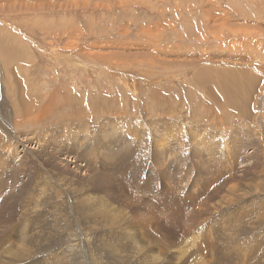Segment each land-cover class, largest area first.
I'll return each mask as SVG.
<instances>
[{
  "label": "rangeland",
  "instance_id": "obj_1",
  "mask_svg": "<svg viewBox=\"0 0 264 264\" xmlns=\"http://www.w3.org/2000/svg\"><path fill=\"white\" fill-rule=\"evenodd\" d=\"M26 2L0 0V264H264V0Z\"/></svg>",
  "mask_w": 264,
  "mask_h": 264
},
{
  "label": "clouds",
  "instance_id": "obj_2",
  "mask_svg": "<svg viewBox=\"0 0 264 264\" xmlns=\"http://www.w3.org/2000/svg\"><path fill=\"white\" fill-rule=\"evenodd\" d=\"M173 172V171H172ZM178 173V172H177ZM174 174H175V172H174ZM179 175V174H178ZM179 178V177H178ZM159 180V179H158ZM160 181V180H159ZM177 184H178V182H177ZM134 193V192H133ZM135 194H138V195H141V193H135ZM147 195H149V194H147ZM151 198L154 196V195H149ZM146 231H148L147 229L145 230V232ZM144 232V233H145ZM201 242L202 244H205V245H208L209 244V241L208 240H206V239H202V240H199V239H197V237H195V239H194V243H196V242ZM190 246H192V244L190 245ZM184 249H186V248H184ZM196 251V249H195V247L190 251V252H188L187 253V256H186V258L188 257V256H190V255H193L194 254V252ZM173 258H176V256H174ZM184 259V262H177L176 260H172L173 262H156V258H153V262H151L152 264H190L191 262H186L187 261V259Z\"/></svg>",
  "mask_w": 264,
  "mask_h": 264
},
{
  "label": "bare ground",
  "instance_id": "obj_3",
  "mask_svg": "<svg viewBox=\"0 0 264 264\" xmlns=\"http://www.w3.org/2000/svg\"><path fill=\"white\" fill-rule=\"evenodd\" d=\"M4 1H7V0H4ZM11 1H12V0H11ZM22 1H24V0H22ZM37 1H38L39 3H38ZM8 2H9V1H8ZM27 2H36V3H38V5H39L40 3H42V0H31V1H30V0H27ZM27 2H26V3H27ZM49 2H50V1H49ZM23 3H24V2H23ZM31 5H32V4H31ZM10 6H12V5H10ZM60 29H61V28H60ZM224 81H225V80H224ZM227 85H228V84H227ZM239 92H240V90H239ZM240 93H242V92H240ZM236 94H237V93H236ZM231 98H233V99H231ZM199 101H200V100H199ZM228 101H231V102L233 103V102L235 101V98L232 96V97H230V99H228ZM228 101H227V102H228ZM239 101H240V100H239ZM241 101H243V100H241ZM236 103H237V102H236ZM34 119H35V118H34ZM35 120H36V119H35ZM23 152H24V151H23ZM262 154H263V153H262ZM3 202H4V201H3ZM1 203H2V202H1ZM35 205H36V204H35ZM3 206H4V205H3ZM51 216H52V215H51ZM13 220H14V219H13ZM67 221H68V220H67ZM4 222H5V221H3V223H4ZM58 223H59V222H58ZM69 223H70V222H69ZM71 225H72V224H71ZM2 226H3V225H2ZM74 226H75V225H74ZM77 226H78V225H77ZM4 231H5V230H4ZM2 232H3V231H2ZM60 233H61V232H60ZM60 235H61V234H60ZM41 237H42V236H40V239H41ZM16 239H17V238H16ZM12 241H13V240H12ZM36 241H37V240H36ZM38 241H39V240H38ZM32 242H33V241H32ZM32 242H31V243H32ZM40 242H41V240H40ZM46 242L48 243V241H46ZM62 242H63V241H62ZM37 243H38V242H37ZM63 243H64V242H63ZM65 243H66V242H65ZM11 244H12V243H11ZM55 244H56V242H55ZM35 245H36V244H35ZM37 245H38V244H37ZM39 245H40V244H39ZM42 245H44V244H42ZM42 245H40V247H41ZM45 245H46V244H45ZM48 245H50V244L48 243ZM9 246H10V245H9ZM34 247H35V246H34ZM70 247H71V246H70ZM30 248H31V247H30ZM21 249H22V248H21ZM71 249H72V248H71ZM30 250H32V249H30ZM36 250H38V249H36ZM6 251H7V250H6ZM9 251H10V250H9ZM17 251H20V250H17ZM24 251H25V250L23 249V252H22V253H24ZM27 251H28V250H27ZM27 251H26V252H27ZM10 252H11V251H10ZM38 252H39V251H38ZM17 253H19V252H17ZM27 254H28V253H27ZM30 254H31V253H30ZM30 254H29V255H30ZM32 254H34V253H32ZM66 254H67V253H66ZM10 255H11V254H10ZM12 255H13V254H12ZM12 255H11V256H12ZM20 255H21V254H20ZM25 255H26V254H25ZM29 255H28V256H29ZM72 256H73V255H72ZM74 256H75V255H74ZM3 257H4V256H3ZM6 257H7V256H6ZM14 257H16V256H14ZM22 257H23V255H22ZM66 257H67V256H66ZM68 257H69V256H68ZM75 257H76V256H75ZM75 257H74V258H75ZM8 258H9V257H8ZM24 258H25V257H24ZM24 258H23V259H24ZM27 258H28V257H27ZM30 258H31V257H30ZM64 258H65V257H64ZM13 259H15V258H13ZM25 259H26V258H25ZM67 259H68V258H67ZM72 259H73V258H72ZM72 259H71V260H72ZM62 260H63V259H62ZM69 260H70V259H69ZM69 260H68V261H69ZM71 260H70V261H71ZM75 260H76V259H75ZM19 261H21V260H19ZM63 261H64V260H63ZM63 261H62V262H63ZM65 261H66V259H65ZM73 261H74V260H73ZM60 262H61V261H60ZM77 262H78V261H77ZM72 263H73V262H72ZM79 263H80V262H79ZM67 264H68V263H67ZM74 264H76V262H75ZM77 264H78V263H77Z\"/></svg>",
  "mask_w": 264,
  "mask_h": 264
}]
</instances>
